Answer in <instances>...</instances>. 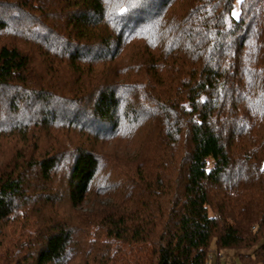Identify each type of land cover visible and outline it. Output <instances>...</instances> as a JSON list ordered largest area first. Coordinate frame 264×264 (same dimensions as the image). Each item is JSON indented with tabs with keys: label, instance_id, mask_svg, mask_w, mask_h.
<instances>
[{
	"label": "trees",
	"instance_id": "1",
	"mask_svg": "<svg viewBox=\"0 0 264 264\" xmlns=\"http://www.w3.org/2000/svg\"><path fill=\"white\" fill-rule=\"evenodd\" d=\"M225 250L264 264V0H0V264Z\"/></svg>",
	"mask_w": 264,
	"mask_h": 264
},
{
	"label": "rangeland",
	"instance_id": "2",
	"mask_svg": "<svg viewBox=\"0 0 264 264\" xmlns=\"http://www.w3.org/2000/svg\"><path fill=\"white\" fill-rule=\"evenodd\" d=\"M234 12L237 13L236 8H235ZM211 256L212 257H211V259H209L208 264H240V262L237 258L238 251H236V250L222 251L220 253L218 259L216 258V254H214V252H212Z\"/></svg>",
	"mask_w": 264,
	"mask_h": 264
},
{
	"label": "snow or ice",
	"instance_id": "3",
	"mask_svg": "<svg viewBox=\"0 0 264 264\" xmlns=\"http://www.w3.org/2000/svg\"><path fill=\"white\" fill-rule=\"evenodd\" d=\"M233 15H237V14L234 12Z\"/></svg>",
	"mask_w": 264,
	"mask_h": 264
},
{
	"label": "built area",
	"instance_id": "4",
	"mask_svg": "<svg viewBox=\"0 0 264 264\" xmlns=\"http://www.w3.org/2000/svg\"><path fill=\"white\" fill-rule=\"evenodd\" d=\"M209 258H211V256H209Z\"/></svg>",
	"mask_w": 264,
	"mask_h": 264
}]
</instances>
